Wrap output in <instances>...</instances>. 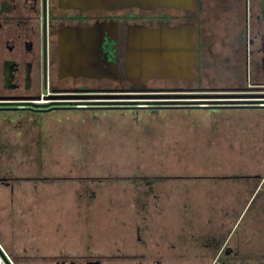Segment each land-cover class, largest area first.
Instances as JSON below:
<instances>
[{
    "label": "flooded vegetation",
    "instance_id": "flooded-vegetation-1",
    "mask_svg": "<svg viewBox=\"0 0 264 264\" xmlns=\"http://www.w3.org/2000/svg\"><path fill=\"white\" fill-rule=\"evenodd\" d=\"M136 31L169 33L166 39L179 44L171 51L186 56L184 70L134 81L126 55ZM74 37L100 48V75L63 67L62 44ZM160 108L234 110L255 114L254 123L257 115L264 117V0H191L150 8L0 0L1 126H33L62 114L95 118L99 111ZM260 176L253 178L258 182ZM164 177H129L134 200L128 202L131 217L121 223V232L99 239L74 221L64 232L33 234L25 248H4L0 242V255L7 264H242L235 239L241 201L236 197L235 211L212 202L202 218L190 206L189 218L166 227L161 214L178 209V203L163 201L166 191L158 183L169 176ZM11 180L0 174V186L12 192ZM76 194L80 204L95 197L91 189ZM210 194L214 199L221 192ZM256 264H264V258Z\"/></svg>",
    "mask_w": 264,
    "mask_h": 264
},
{
    "label": "rangeland",
    "instance_id": "rangeland-1",
    "mask_svg": "<svg viewBox=\"0 0 264 264\" xmlns=\"http://www.w3.org/2000/svg\"><path fill=\"white\" fill-rule=\"evenodd\" d=\"M254 115L107 110L95 118L62 114L33 126L0 125V174L12 177L13 185L12 192L0 186L1 244L25 248L33 234L64 232L74 221L83 223L82 232L106 239L131 217L129 177L166 175L158 187L166 191L163 201L178 203V209L164 210L163 226L189 218L190 206L201 218L212 202L235 211L237 197L242 264H256L264 258V117L257 115L254 123ZM242 174L249 177L240 179ZM84 189L95 197L80 204L76 193ZM212 192L221 195L213 199Z\"/></svg>",
    "mask_w": 264,
    "mask_h": 264
},
{
    "label": "water",
    "instance_id": "water-1",
    "mask_svg": "<svg viewBox=\"0 0 264 264\" xmlns=\"http://www.w3.org/2000/svg\"><path fill=\"white\" fill-rule=\"evenodd\" d=\"M74 6L89 7H171L176 3L188 4L191 0H71ZM169 33L153 31L147 33L136 31L130 39V48L126 55L131 75L134 81L142 82L150 77H166L176 71L182 72L185 67L183 54L172 52L173 47L178 48V43L170 42ZM88 39L74 37L63 43V67L77 71V73L98 76L101 72V50ZM93 44V46H92ZM194 52V53H193ZM196 55L195 51L191 55ZM177 56V58H176ZM176 58V59H175Z\"/></svg>",
    "mask_w": 264,
    "mask_h": 264
},
{
    "label": "built area",
    "instance_id": "built-area-1",
    "mask_svg": "<svg viewBox=\"0 0 264 264\" xmlns=\"http://www.w3.org/2000/svg\"><path fill=\"white\" fill-rule=\"evenodd\" d=\"M0 249H1V246H0ZM0 264H7V263L3 260V258H2L1 255H0Z\"/></svg>",
    "mask_w": 264,
    "mask_h": 264
},
{
    "label": "crops",
    "instance_id": "crops-1",
    "mask_svg": "<svg viewBox=\"0 0 264 264\" xmlns=\"http://www.w3.org/2000/svg\"><path fill=\"white\" fill-rule=\"evenodd\" d=\"M257 174V173H256Z\"/></svg>",
    "mask_w": 264,
    "mask_h": 264
}]
</instances>
